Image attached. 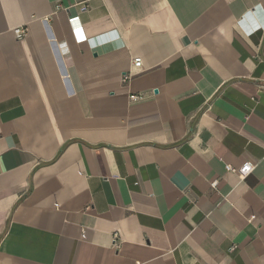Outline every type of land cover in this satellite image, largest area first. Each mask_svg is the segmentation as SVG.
<instances>
[{
    "label": "crops",
    "instance_id": "0c3cea01",
    "mask_svg": "<svg viewBox=\"0 0 264 264\" xmlns=\"http://www.w3.org/2000/svg\"><path fill=\"white\" fill-rule=\"evenodd\" d=\"M0 264H264V0H0Z\"/></svg>",
    "mask_w": 264,
    "mask_h": 264
},
{
    "label": "built area",
    "instance_id": "2783aa9c",
    "mask_svg": "<svg viewBox=\"0 0 264 264\" xmlns=\"http://www.w3.org/2000/svg\"><path fill=\"white\" fill-rule=\"evenodd\" d=\"M14 34L17 36V38L21 39L23 37V35L25 34V30L24 29H16L14 31ZM132 64H133V67L135 69H139V67L141 66V60L139 58H135V59H133ZM129 78H130L129 75H124L122 77V81L127 82L129 80ZM131 99L134 101V100H137L138 98L137 97H131ZM225 170L228 172L236 173L241 178H245L247 175H249V173H251L252 167L246 163V164L242 165L239 169H234L230 166H225ZM214 184L215 183H213V185ZM113 240H116V235L113 236ZM114 243H115V241H114Z\"/></svg>",
    "mask_w": 264,
    "mask_h": 264
}]
</instances>
